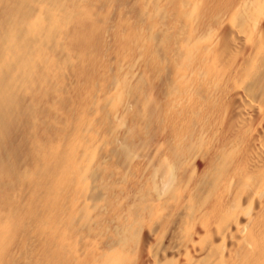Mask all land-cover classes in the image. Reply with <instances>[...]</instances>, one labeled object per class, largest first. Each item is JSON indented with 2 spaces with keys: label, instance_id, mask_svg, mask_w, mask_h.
I'll list each match as a JSON object with an SVG mask.
<instances>
[{
  "label": "bare ground",
  "instance_id": "bare-ground-1",
  "mask_svg": "<svg viewBox=\"0 0 264 264\" xmlns=\"http://www.w3.org/2000/svg\"><path fill=\"white\" fill-rule=\"evenodd\" d=\"M0 264H264V0H0Z\"/></svg>",
  "mask_w": 264,
  "mask_h": 264
}]
</instances>
